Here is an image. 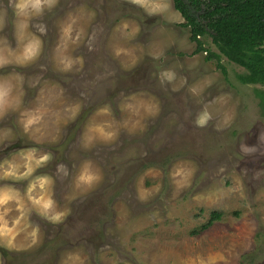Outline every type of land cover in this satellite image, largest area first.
<instances>
[{"label":"rangeland","instance_id":"rangeland-1","mask_svg":"<svg viewBox=\"0 0 264 264\" xmlns=\"http://www.w3.org/2000/svg\"><path fill=\"white\" fill-rule=\"evenodd\" d=\"M168 2L164 15H149L163 0H58L28 19L15 0H0V41L14 57L0 67V83L13 86L0 118V192L14 197L0 208V264H264V118L254 91L264 81H241L245 67L208 33L195 48ZM37 39L40 56L21 66L14 50ZM62 58L71 71L60 70ZM166 69L176 78L161 84ZM44 153L50 161L25 176L29 157ZM86 161L102 179L76 188ZM39 177L49 178L43 189ZM47 195L65 213L60 223L31 204Z\"/></svg>","mask_w":264,"mask_h":264},{"label":"trees","instance_id":"trees-1","mask_svg":"<svg viewBox=\"0 0 264 264\" xmlns=\"http://www.w3.org/2000/svg\"><path fill=\"white\" fill-rule=\"evenodd\" d=\"M172 3L184 18L181 24L189 26V38L195 41V48H201L198 36L208 33L219 52L245 67V72L237 75L241 81H264V0H172ZM254 91L264 118V90Z\"/></svg>","mask_w":264,"mask_h":264},{"label":"clouds","instance_id":"clouds-1","mask_svg":"<svg viewBox=\"0 0 264 264\" xmlns=\"http://www.w3.org/2000/svg\"><path fill=\"white\" fill-rule=\"evenodd\" d=\"M130 3L144 6L147 0H129ZM58 0H15L14 9L18 16H23L25 18H32L42 16L45 10H51L56 6ZM170 8V4L168 0H163V3L158 11L149 12V15H164ZM75 17H70L69 22L61 28V35L64 38L71 37L73 31V25L75 24ZM2 27V24H0ZM124 28H127V23L123 24ZM138 31V29H137ZM42 51V43L37 39L35 42H28L25 47L22 49L20 55L22 56V63L21 66H24L28 63L34 62L40 56ZM119 54V52H117ZM159 59V56L155 57ZM60 64L62 67L60 68L61 71L67 72L71 71L74 65V61L71 58H62L60 60ZM6 66V61L0 58V67ZM160 82L161 84L164 83H172L176 78L175 71L171 69H166L161 71L160 73ZM12 85H5L4 83H0V118H2L9 108L12 107L10 100H11V93H12ZM39 117L33 116L27 119L25 122V130L27 131L28 128L37 122ZM210 116L208 114L202 115L196 123L198 126L204 127L207 125ZM100 136L105 141H110L114 137V133L111 131H107L104 128H99ZM94 138H90V141ZM31 163L27 166V170L24 173L25 176L30 175L35 169L33 167L41 166L51 159L50 153H44L38 157L30 156L29 157ZM179 175V173H177ZM102 179L100 173L93 168L91 161H86L81 165L79 173L76 175L74 184L76 188H86L90 189L96 183H98ZM37 183L39 184L40 188H45L46 185L49 184V178L47 177H39L37 179ZM141 199H145L146 197L141 194ZM14 199V197L10 194L0 192V208L4 207ZM32 206L37 210L38 214L47 219L52 223H60L64 217L65 213L63 211L58 210L56 201L50 196H41L39 198L33 199L31 201ZM7 211V209H5ZM3 219V215L0 214V220ZM6 232L0 229V239H4L6 236Z\"/></svg>","mask_w":264,"mask_h":264},{"label":"crops","instance_id":"crops-1","mask_svg":"<svg viewBox=\"0 0 264 264\" xmlns=\"http://www.w3.org/2000/svg\"><path fill=\"white\" fill-rule=\"evenodd\" d=\"M24 42L23 43L19 42V43H21V45L18 44V48L16 50H14V51H16V53H21L22 45H23V48H24L26 43H28V42H25V43ZM12 51H13V47L12 46L9 47L7 42L0 41V58L4 59L6 61V63L14 59V57L12 55ZM24 163L22 162V167L19 169V171H22V170H24V168H26V165Z\"/></svg>","mask_w":264,"mask_h":264}]
</instances>
